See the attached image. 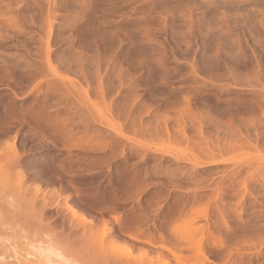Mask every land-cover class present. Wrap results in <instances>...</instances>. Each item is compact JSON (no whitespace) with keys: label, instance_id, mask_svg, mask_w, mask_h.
Instances as JSON below:
<instances>
[{"label":"rangeland","instance_id":"1","mask_svg":"<svg viewBox=\"0 0 264 264\" xmlns=\"http://www.w3.org/2000/svg\"><path fill=\"white\" fill-rule=\"evenodd\" d=\"M0 217V264H264V0H0Z\"/></svg>","mask_w":264,"mask_h":264},{"label":"bare ground","instance_id":"2","mask_svg":"<svg viewBox=\"0 0 264 264\" xmlns=\"http://www.w3.org/2000/svg\"><path fill=\"white\" fill-rule=\"evenodd\" d=\"M2 161H3V160H2ZM3 162H5V161H3ZM6 162H7V161H6ZM19 168H20V167H19ZM18 170H19V169H18ZM20 170H21V169H20ZM17 173H18V172H17ZM18 175H19L20 182L23 183L22 181L25 180V175L23 174V172H19ZM17 179H18V178H17ZM38 182H39V181H38ZM24 183H26V182H24ZM35 186H36V185H35ZM37 187H38V186H36V188H32L33 190L35 189V190H34V191H35L34 193H36V192L39 191V190H38L39 188H37ZM22 188H23V187H22ZM29 189H30V188H29ZM32 189H31L30 193L33 191ZM52 190H54V189H52ZM20 191H21V190H20ZM50 191H51V190H50ZM48 192H49V190H48ZM17 193H18V191H17ZM53 193H54V192H53ZM53 193H52V196H54ZM31 194H32V193H31ZM34 195H36V194H34ZM48 195H49V194H48ZM57 195H58V194H57ZM49 196H50V195H49ZM43 197H44V196H43ZM39 198H40V197H39ZM41 199L43 200V198H41ZM55 200H56V199H55ZM63 200H66V201H67V199H63ZM66 201H65V202H66ZM44 202H45V201H44ZM45 203H46V202H45ZM46 204H47V203H46ZM59 204H60V203H59ZM66 204H67V203H66ZM66 204H65V205H66ZM70 204H71V203H70ZM17 205H18V204H17ZM43 205H44V203H43ZM61 205H62V203H61ZM18 206H19V205H18ZM44 206H46V205H44ZM57 206H58V205H57ZM62 206H63V205H62ZM72 206H73V205H68V204H67V205L64 206V207L66 208V211L68 212V214H70L71 217H72L74 220H76V224H75V225H77L78 222H79V223L82 222L81 224H82L83 226L85 225V227H86V226H87V227L89 226L90 228H92V225H93V224H91V222H89V221H91V220L86 221V219H84V217H82L81 215H79V214L77 213V211H76ZM11 207H13V206H11ZM20 207H21V206H20ZM42 207H43V206H42ZM42 209H43V208H42ZM21 211H23V210H21ZM11 212H12V211H11ZM16 212H17V211H16ZM23 212H24V211H23ZM27 212H28V211H27ZM4 213H5V212H4ZM24 213H25V212H24ZM36 213H37V212H36ZM15 214H16V213H15ZM26 214H27V213H26ZM30 214H31V213H30ZM41 214H42V213H41ZM41 214H36V215L38 216V215H41ZM16 215H18V214H16ZM24 215H25V214H24ZM9 216H10V214H9ZM18 216H19V215H18ZM37 216H36V217H37ZM1 217H3V216H1ZM1 217H0V218H1ZM7 217H8V216H7ZM11 217H12V216H11ZM33 217H35V216H33ZM40 217H41V216H40ZM14 218H15V217H14ZM19 218H20V217H19ZM31 218H32V217H31ZM12 219H13V218H12ZM32 219H33V218H32ZM4 220H5V219H4ZM10 220H11V219H10ZM38 220H39V219H38ZM40 220H41V219H40ZM15 221H16V219H15ZM21 221H22V219H21ZM32 221H33V220H32ZM36 221H37V220H36ZM42 221H43V220H42ZM0 222H1V220H0ZM9 222H10V221H9ZM9 222H7V223L9 224ZM12 222H14V221H12ZM19 222H20V221H19ZM19 222H18V223H19ZM33 222H34V221H33ZM37 222H38V221H37ZM93 222H94V221H93ZM3 223H4V222H3ZM7 223H6V224H7ZM10 223H11V222H10ZM26 223H27V222H26ZM35 223H36V222H35ZM40 223H42V222H40ZM1 224H2V223H1ZM8 224H7V225H8ZM33 224H34V223H33ZM38 224H39V223H38ZM95 224H96V223H95ZM2 225H5V224H2ZM10 225L13 226L14 224H13V225L10 224ZM20 225H21V222H20ZM27 225H28V224H27ZM34 225H35V224H34ZM79 225H80V224H79ZM39 226H41V224H40ZM43 226H44V225H43ZM77 226H78V225H77ZM93 226H94V225H93ZM0 227H2V226H0ZM24 227H25V226H24ZM36 227H37V225H36ZM49 227H50V226H49ZM81 227H82V226H81ZM103 227H105V226H103ZM3 228H4V227H3ZM3 228H2V229H3ZM20 228H22V227H20ZM30 228H31V227H30ZM42 228H43V227H42ZM44 228H46V226H44ZM47 228H48V226H47ZM4 229H5V228H4ZM7 229H8V228H7ZM80 229H81V228H80ZM80 229H79V230H80ZM84 229H85V228H84ZM105 229H106V228H104V229L101 228L100 231L97 230L98 233H97V232H96V233L98 234V236H99L100 238L104 237V234L106 233V230H105ZM10 230H11V229H10ZM39 230H41V228H40ZM43 230H44V229H43ZM88 230H89V229H88ZM91 230H92V229H91ZM107 230H108V229H107ZM26 231H27V230H26ZM93 231H94V230H93ZM0 232H1V231H0ZM23 232H24V231H23ZM31 232H32V231H31ZM84 232H86V231H84ZM84 232H83V234H84ZM94 232H95V231H94ZM26 233H27V232H25L24 234H25V235H28V234H26ZM90 233H91V231H90ZM24 234H23V235H24ZM4 235H5V234H4ZM25 235H24V236H25ZM41 235H42V234H41ZM87 235H88V234H87ZM87 235H86V236H87ZM92 235H93V234H92ZM94 235L96 236V234H94ZM94 235H93V237H94ZM105 235H106V234H105ZM29 236H31V235H29ZM82 236H83V235H81V237H82ZM86 236H85V237H86ZM98 236H97V237H98ZM0 237H1V236H0ZM31 237H32V236H31ZM31 237H30V238H31ZM39 237H40V236H39ZM41 237H42V236H41ZM78 237H80L79 234H78ZM90 237H92V236H90ZM24 238H25V237H24ZM24 238H21V239L24 240ZM26 238L28 239V236H26ZM26 238H25V240L27 241ZM30 238H29V239H30ZM33 238H34V237H33ZM45 238H46L47 242H46L45 246L41 243V244L44 246V247H42V246L40 247V248H41V251L43 250L44 252H48V253H50V254H53V258L55 257L54 255H56V256H57L56 259H57V258H58V260L60 259L61 262H62V261H63V262H64V261H68V260L70 261V259H68V256L70 255L71 252H73V248H75V247H72V246H71V247H72V248H71L70 246H66L64 249L61 250L60 247L57 248V243H58V241H57L56 236H54V234H53V235H52V234H50V235L48 234ZM104 238H105V237H104ZM4 239H5V238H4ZM29 239H28V240H29ZM58 239H59V237H58ZM96 239H97V238H96ZM106 239H107V238H106ZM25 240H24V242H26ZM30 240H32V242H33V239H30ZM81 240H82V239H81ZM84 240H85V239H84ZM99 240H100V239H99ZM103 240H104V239H103ZM43 241H44V240H43ZM90 241H91V240H90ZM90 241H89V242H90ZM1 242H2V241H1ZM5 242H6V241H5ZM40 242H41V241H40ZM86 242H88V241H85V243H86ZM89 242H88V243H89ZM94 242H95V241H94ZM22 243H23V242H22ZM22 243H21V244H22ZM26 243H28V241H27ZM29 243H30V242H29ZM44 243H45V242H44ZM97 243H99V242H97ZM97 243H95V244H97ZM100 243H101V241H100ZM0 244H1V243H0ZM2 244H3V243H2ZM2 244H1V245H2ZM4 244H5V243H4ZM89 244H90V243H89ZM93 244H94V243H93ZM1 245H0V246H1ZM19 245H20V242H19ZM68 245H69V244H68ZM87 245H88V244H87ZM26 246H27V245H26ZM74 246H76V245H74ZM101 246H102V244H101ZM107 246H108V245H107ZM1 247H2V246H1ZM5 247H7V245H5ZM21 247H22V246H21ZM21 247H20V248H21ZM79 247H81V246H79ZM85 247H87V246H85ZM88 247H90V246H88ZM88 247H87V248H88ZM102 247H103V246H102ZM9 248H10V247H9ZM9 248H8V249H9ZM90 248H91V247H90ZM109 248H110V247H109ZM25 249H26V248H25ZM27 249H28V248H27ZM79 249H80V248H79ZM0 250H1V248H0ZM11 250H12V248H11ZM60 250H61V251H60ZM5 251H6V250H5ZM8 251H9V250H8ZM8 251H7L6 253H8ZM86 251H87V250H86ZM90 251H91V250H90ZM104 251H105V249H104ZM1 252H2V251H1ZM3 253H4V251H3ZM78 253H80V252H78ZM0 254H2V253H0ZM65 254H66V255H65ZM71 254H72V253H71ZM87 254H88V252H87ZM108 254H109V253H108ZM111 254H112V252H111ZM2 255H3V254H2ZM16 255H17V254H16ZM74 255H75V252H74ZM89 255H90V254H89ZM89 255H88V256H89ZM81 256H82V255H81ZM101 256H102V255H101V253H100V258H101ZM108 256H109V255H108ZM15 257L18 258L19 256H18V257L15 256ZM50 257H52V256H50ZM84 257H85V256H84ZM102 257H103V256H102ZM106 257H107V256H106ZM16 258H15V259H16ZM79 258H80V257H79ZM104 258H105V257H104ZM107 258H109V257H107ZM114 258H115V256H114ZM6 259H7V258H6ZM10 259H11V258H10ZM75 259H76V258H75ZM80 259H81V258H80ZM86 259H87V258H86ZM86 259H85V260H86ZM116 259H117V261H115L116 264H124V263L120 262L121 260H123L122 258H120V261H119L118 257H116ZM8 260H9V259H8ZM16 260H17V259H16ZM25 260H27V259H25ZM48 260L50 261V260H53V259L50 258V259H48ZM60 260H59V261H60ZM85 260H84V262H85ZM124 260H126V259H124ZM56 261H57V260H56ZM56 261H55V262H56ZM69 261H68V262H69ZM87 261H88V260H87ZM103 261H104V260H103ZM109 261H110V259H109V260H106V262H109ZM111 261H112V259H111ZM111 261H110V262H111ZM6 262H7V261H6ZM9 262H10V261H9ZM20 262H21V261H20ZM20 262H19V263H20ZM23 262H24V261H23ZM28 262H30V261H28ZM32 262H33V261H32ZM50 262H52V261H50ZM61 262H60V263H61ZM68 262H66V263L68 264ZM71 262H72V261H71ZM88 262H89V261H88ZM113 262H114V261H113ZM11 263L13 264V262H11ZM25 263H26V262H25ZM52 263H53V262H52ZM72 263H73V262H72ZM74 263H75V262H74ZM125 263H126V262H125ZM131 263H132V262H131ZM131 263H129V264H131ZM5 264H9V263H5ZM15 264H16V263H15ZM22 264H23V263H22ZM26 264H27V263H26ZM29 264H30V263H29ZM31 264H32V263H31ZM75 264H76V263H75ZM77 264H78V263H77ZM84 264H85V263H84ZM108 264H109V263H108ZM110 264H111V263H110ZM127 264H128V263H127Z\"/></svg>","mask_w":264,"mask_h":264}]
</instances>
